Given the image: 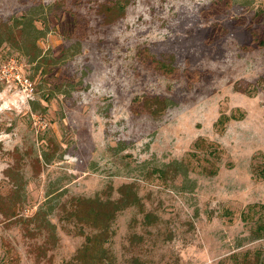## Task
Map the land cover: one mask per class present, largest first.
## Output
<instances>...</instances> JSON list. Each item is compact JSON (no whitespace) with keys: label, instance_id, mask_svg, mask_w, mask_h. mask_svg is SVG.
<instances>
[{"label":"rangeland","instance_id":"obj_1","mask_svg":"<svg viewBox=\"0 0 264 264\" xmlns=\"http://www.w3.org/2000/svg\"><path fill=\"white\" fill-rule=\"evenodd\" d=\"M109 3L0 0V264H73L63 210L129 183L116 264H264V0H130L105 23ZM173 159L186 174L150 172Z\"/></svg>","mask_w":264,"mask_h":264},{"label":"trees","instance_id":"obj_2","mask_svg":"<svg viewBox=\"0 0 264 264\" xmlns=\"http://www.w3.org/2000/svg\"><path fill=\"white\" fill-rule=\"evenodd\" d=\"M130 0H110L108 5H105V9L102 11L103 20L105 23H110L118 17H121L124 14V10ZM29 20L28 25L31 26L30 33L33 35L36 32V27L34 23L30 20V18H26ZM33 43L36 39V36L32 38ZM26 53V51H25ZM32 58L30 61H34L38 53L34 52L32 54ZM156 62L162 66L163 62L156 59ZM42 70L47 71V69L43 68ZM153 106L149 108V112L153 115L159 113L161 109H164V106L174 104V101L168 96L164 97H153ZM33 102V101H32ZM35 109L34 106H32ZM229 118H238L235 114H225L221 113L214 122V125L219 130V127H223L224 123ZM196 147H203V143L198 144L195 141ZM215 148L213 150H209V153H216ZM44 161H49V157L43 152ZM188 168V164L186 161L173 159L170 162L164 164L163 166H152L150 168V172H156L157 175L161 179H167V174L169 177H173L175 174L182 173L186 174ZM214 168V169H212ZM212 169V170H210ZM209 172H215L216 167H208ZM172 174V176L170 175ZM264 174V173H262ZM132 183L122 184L118 187L119 196L110 200L107 199L106 202L99 201L96 198H83V197H73L70 201L69 209L63 210L64 217H72L75 223H79V229L84 234V242L82 246L78 249L73 257V264H116L114 254L108 251V247L105 243L108 240L109 236V223L110 220L113 219L114 214L117 210L124 208L128 205H140V198L137 194L135 188H132ZM83 200H95L98 202H94L92 206H82L81 203ZM100 202L105 205H101ZM144 216L149 217L147 213ZM49 222V221H47ZM88 226L91 228V231L85 232L82 226ZM262 226H259V229ZM248 264V263H243Z\"/></svg>","mask_w":264,"mask_h":264}]
</instances>
